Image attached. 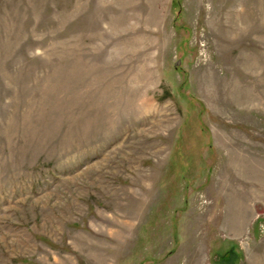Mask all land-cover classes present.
Returning <instances> with one entry per match:
<instances>
[{
	"label": "rangeland",
	"instance_id": "obj_1",
	"mask_svg": "<svg viewBox=\"0 0 264 264\" xmlns=\"http://www.w3.org/2000/svg\"><path fill=\"white\" fill-rule=\"evenodd\" d=\"M0 264H264V0H0Z\"/></svg>",
	"mask_w": 264,
	"mask_h": 264
}]
</instances>
